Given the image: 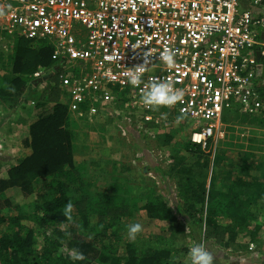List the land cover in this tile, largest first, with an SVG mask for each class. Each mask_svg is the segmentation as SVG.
Segmentation results:
<instances>
[{
	"label": "built area",
	"instance_id": "1",
	"mask_svg": "<svg viewBox=\"0 0 264 264\" xmlns=\"http://www.w3.org/2000/svg\"><path fill=\"white\" fill-rule=\"evenodd\" d=\"M12 33L53 49L58 85L76 117L92 119L127 101L173 111L194 120L189 141L209 152L224 110L264 113L257 74L264 68V0H0V44ZM148 49L142 80L184 91L171 107H144L143 84L127 82L128 68L142 64ZM166 49L175 53L172 67L160 59Z\"/></svg>",
	"mask_w": 264,
	"mask_h": 264
},
{
	"label": "trees",
	"instance_id": "2",
	"mask_svg": "<svg viewBox=\"0 0 264 264\" xmlns=\"http://www.w3.org/2000/svg\"><path fill=\"white\" fill-rule=\"evenodd\" d=\"M7 48L8 54L0 52V63L9 76L1 77L0 81L4 111L23 108L25 103L33 105L34 101L28 100L33 93L36 102L39 99L37 107L49 104L50 100L55 104L29 125L28 143L24 144L28 154L8 166L4 163L6 178H0V264H176L167 248L136 255L134 244L124 242L120 235L123 219L144 212L151 219L167 221L168 235H182L185 231L193 232L194 220L205 211L202 239L208 246L224 241L222 229L229 231L230 242L236 229L256 220L250 204L237 201L232 189L225 193L216 191L211 187L212 180L207 192L204 184L196 191L189 188L196 193L194 203L187 202L188 199L182 204L172 200V206L159 199L128 204L126 195L113 192L93 195L85 191L80 169L74 162V133L67 98L58 101L55 87L38 94L39 85H31L36 80L32 76L38 71L40 78L55 74L53 49L45 42L26 40L18 33L9 35ZM189 146L200 149L190 141ZM260 192L256 191L254 197H260ZM8 194L20 195L21 199L14 196L15 202ZM30 196L33 200L26 202ZM69 202L72 208L66 214ZM223 219L232 220L234 226H224ZM119 244L124 246L123 254L118 252ZM73 249L82 252L85 258L73 260L70 256Z\"/></svg>",
	"mask_w": 264,
	"mask_h": 264
},
{
	"label": "rangeland",
	"instance_id": "3",
	"mask_svg": "<svg viewBox=\"0 0 264 264\" xmlns=\"http://www.w3.org/2000/svg\"><path fill=\"white\" fill-rule=\"evenodd\" d=\"M1 43L0 52L8 54V41ZM5 74V68L0 63V81L1 77H9ZM43 78V83L38 84V87L33 86L37 87L36 93L47 92L49 87H55L58 101L65 99L66 95L57 85V74H48ZM34 96L33 93L28 98L34 101L33 105H23L27 107L23 114H31L36 118L35 122L55 103L50 100L49 104L37 107L35 104L39 99L36 102ZM145 115H150L151 121L145 122ZM69 116L70 128L74 133V162L80 169L85 191L93 195L100 192L126 195L128 204L159 199L166 200L167 205L172 206L169 202L172 200L182 204L188 199L187 202L194 203L196 193L189 191V188L196 191L204 184L207 192L212 180L213 189L223 193L232 189L237 201L250 204V210L257 216L256 220L248 221L245 226L236 229L235 238L230 242L229 231L222 229L220 232L224 233V241L221 244L214 243L211 247L202 239L205 211L194 220L193 232L185 231L182 235L173 233L170 236L167 234V221L151 219L144 212H139L124 218L123 226H119L123 241L134 244L136 255L143 251L158 253L167 248L171 252L170 259L176 264H191L189 249L203 242L207 251L213 257L217 256L220 264H264V113L242 114L235 108L224 110L216 138L208 141L211 147L209 152L189 146L190 127L194 120L181 117L173 111L144 110L127 101L118 103L113 111L93 119L76 117L72 112ZM14 150H4L0 145V155H4V158L14 154ZM1 169L5 170L4 164H0ZM258 190H262L261 196L254 197ZM74 194L73 191L70 193L71 196ZM7 196L15 202L14 196L21 199L20 195ZM32 200L30 196L26 202ZM133 223L141 224V231L131 240L128 238V226ZM221 223L224 226L234 224L228 219L221 220ZM37 240H41V237ZM248 243H252L255 248L252 257L247 260L240 258L238 261L239 258L231 249L246 253ZM225 246L229 249H219ZM36 248L39 250L41 245ZM118 249L120 254L124 253L123 245L119 244Z\"/></svg>",
	"mask_w": 264,
	"mask_h": 264
},
{
	"label": "clouds",
	"instance_id": "4",
	"mask_svg": "<svg viewBox=\"0 0 264 264\" xmlns=\"http://www.w3.org/2000/svg\"><path fill=\"white\" fill-rule=\"evenodd\" d=\"M151 50L143 52V63L135 67L128 68L126 72L127 82L136 87L143 84L141 90L140 103L144 107L159 108L160 106L171 107L178 101H181L184 96L183 89L174 88L171 83L150 79L148 82L142 80L146 66L150 63ZM174 52L165 50L160 59L168 66L172 67L175 63ZM56 67V66H55ZM72 204L69 202L66 206L65 213L70 212ZM70 218V217H69ZM141 231V224L133 223L128 226V238L134 240L136 234ZM189 257L191 264H213V256L207 251L203 242L196 243L189 249ZM70 256L73 260H83L85 257L82 252L73 249L70 251Z\"/></svg>",
	"mask_w": 264,
	"mask_h": 264
},
{
	"label": "crops",
	"instance_id": "5",
	"mask_svg": "<svg viewBox=\"0 0 264 264\" xmlns=\"http://www.w3.org/2000/svg\"><path fill=\"white\" fill-rule=\"evenodd\" d=\"M6 107L5 104L0 105V135L2 136L0 138V145L2 146V149H10L14 148V154L9 155L8 157L4 158V155H0V164H6L7 166L10 163L15 162L17 158L24 157L28 154L29 149L26 148V144L28 143V127L31 125L36 118H33L30 116L31 114H23V111L27 109V107L19 108L18 106L13 111H4V108ZM33 118V122H32ZM25 131H27L25 133ZM20 142L18 145H13V143ZM25 144V146H24ZM18 149H21L22 151H18ZM4 158V159H1ZM0 177L6 178V171L4 169L0 170ZM170 202V201H169ZM220 249V248H219ZM229 249V248H228ZM231 252L235 253V255L239 258L238 261L241 259H249L252 257V252H242V250H233L231 249ZM241 258V259H240ZM214 261L213 264H220L218 262L217 256L213 257ZM252 264H259V262H255Z\"/></svg>",
	"mask_w": 264,
	"mask_h": 264
},
{
	"label": "water",
	"instance_id": "6",
	"mask_svg": "<svg viewBox=\"0 0 264 264\" xmlns=\"http://www.w3.org/2000/svg\"><path fill=\"white\" fill-rule=\"evenodd\" d=\"M57 66H56V68H55V72H56V70H57ZM257 74L259 75V74H261L263 77H264V68H261L260 66L257 68ZM45 78H40V79H36V80H33L32 82H31V85L32 86H37L38 84H40L43 80H44Z\"/></svg>",
	"mask_w": 264,
	"mask_h": 264
}]
</instances>
